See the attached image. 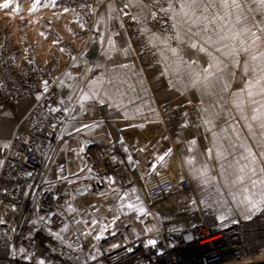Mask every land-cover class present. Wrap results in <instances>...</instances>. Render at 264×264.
<instances>
[{
    "label": "crops",
    "instance_id": "crops-1",
    "mask_svg": "<svg viewBox=\"0 0 264 264\" xmlns=\"http://www.w3.org/2000/svg\"><path fill=\"white\" fill-rule=\"evenodd\" d=\"M118 1L104 0L96 26L100 36L91 38L86 46H84L85 31L83 29L85 28L82 21L74 19L63 7L54 2L28 0L27 9L22 12L26 16L23 17L22 23L26 25L17 31L20 61L45 65L53 72H61L79 53L75 62L76 67L67 69L58 83L62 97L70 110L62 122L53 149L64 152L66 155L69 153V157L74 155L75 163H89L94 167L96 177L111 175L106 162L101 158V150L95 146L89 148L84 144L83 141L89 138L105 139L110 149L117 152L118 158L126 155L130 148L136 147L144 149L141 150L144 153L149 150L150 159L151 157L158 159L160 156L164 158L170 154L171 163H163V165L168 166L176 178L188 179L192 186L187 195L179 198L185 201L192 199L202 208L212 211L219 217L244 218L242 208L245 197L258 201L264 195V189L262 193L259 191L260 177L264 178V126H262L264 117L252 119V107L251 110H228V105L238 95V89H245L246 81H238L228 75V71H232L237 64H227L224 61L215 63L214 59L210 60L209 54L211 57L228 55L229 51L224 43L217 42L215 46H212L205 42L207 36H210L212 40L217 39L216 35L221 31L218 25L226 24L228 21H232L229 24H233L234 27L229 38L225 39H231L234 42L238 38L243 40L241 28H239L240 35H238V9L223 7L224 0H170L172 8L168 12L175 24V29L171 33H165L153 26L151 12L154 9L147 0H125L126 3L140 2L147 5L143 10L136 7L129 9L137 17L136 22L148 40L153 33L161 39L165 35L172 37L179 33V40L169 39L167 44L161 43L160 39H155L151 45L159 56V62L155 67L144 68L139 64L136 48L130 41L122 23ZM193 2L197 4L195 8H185L181 11V3ZM227 2L231 4V0ZM1 3L2 0H0ZM34 3H36V8L33 11L31 9L35 6ZM52 16L55 18L54 24L48 22V18ZM240 16L242 17L241 13ZM196 17H207L208 19L207 21L201 19L199 24L194 25L192 21ZM251 17L246 16L249 19ZM244 20L240 19V24ZM205 28L207 32L204 31ZM219 37H226V35H219ZM190 40L202 44L206 52L202 53L193 49L190 46ZM170 48H176L184 61H196L197 63L191 65L181 63L177 67L176 57L172 55ZM232 51H238V46L236 45ZM209 63L213 65L209 69L211 75L204 80L202 70L208 68ZM197 72L202 73L201 79L193 84L192 80ZM69 74L72 79H69ZM98 78H102L97 87L105 103L101 105L98 99L89 100L85 102V110L81 111L76 102L78 96L81 91L88 90L89 81ZM71 85H74L75 89L70 87ZM257 88L259 86L252 90L256 98V103L252 102V105L254 109L261 108L264 111V96L258 97ZM246 94V90L239 91L240 108L244 105V101L245 104H249ZM69 96L72 97L71 101L68 100ZM168 101L171 104H181L185 101L195 102L202 117L201 122H191L188 119L185 128L175 134V149L168 148L167 144L159 142L163 135L164 104ZM32 102V99H29L19 101L11 107L0 106V160L6 148L4 146L8 145L18 120ZM102 106L106 107L105 112L101 111ZM204 119L209 122L204 123ZM82 124H87L89 127L81 128ZM74 128L80 129L79 132L74 131ZM193 140L195 143H192ZM81 144L85 145V150L77 154ZM169 149H171L170 152ZM209 149H211L210 154ZM246 149L255 155L254 162ZM218 151L221 153L220 156L217 155ZM189 157L194 158L191 165L187 162ZM129 158L127 156L125 168L133 169L136 183L142 185L141 172L134 167L133 160ZM219 163L230 164L228 167L224 166L226 168L221 172L213 170V167L220 168ZM205 166L207 175L203 179L193 175V168L199 169ZM241 166H245L243 173L239 171ZM50 167L41 169L40 180L43 185L52 182L53 167L51 169ZM250 168H255V175L249 171ZM238 176H243L242 182L236 179ZM203 180H207V183ZM228 180L238 183L239 195L235 197V201L231 195H228L229 197L225 200H220L210 193L215 189L214 184ZM253 180L257 181L255 186L252 184ZM100 181L101 179H97V185H101L102 188L97 186L95 190L91 189L92 193L96 192V188L103 191L109 189L101 193V196H106L107 199L112 198L113 203L118 198H123L127 205L136 203L135 189L130 182L123 185L116 180L111 184L106 180ZM114 184L119 188L116 192L112 191ZM193 191L198 193H193ZM238 198L242 200L241 203H238ZM255 212L253 211L251 215ZM63 214L64 223L55 228L47 225L46 219L40 221L41 216L38 210L34 209L25 219L24 233L28 236L38 235L47 242L50 248L62 253L75 249L81 254L82 260L87 262L99 255L96 245L97 236L105 231L104 229L121 225L120 220L116 225L115 218L107 215L102 218L103 227L97 232L96 240H90L88 243L87 237L82 234L77 237L73 235L72 230L69 233L63 231L66 226L64 210ZM123 218L129 224L139 227L135 214L132 221L125 216Z\"/></svg>",
    "mask_w": 264,
    "mask_h": 264
},
{
    "label": "built area",
    "instance_id": "built-area-1",
    "mask_svg": "<svg viewBox=\"0 0 264 264\" xmlns=\"http://www.w3.org/2000/svg\"><path fill=\"white\" fill-rule=\"evenodd\" d=\"M41 1L54 2L67 9L74 19L82 21L84 46L91 38L100 36L96 26L104 0ZM147 1L156 13L153 22L172 30L169 17L160 11L169 0ZM124 3L125 0L118 1L122 23L136 48L139 64L149 68L155 60L153 48L136 20L132 19V11L123 9ZM125 11L128 15L124 14ZM48 22L54 23L55 18L50 17ZM78 56L79 53L61 72H53L45 65L20 61L18 47L11 35L0 34V106L33 101L18 120L1 159L0 220L4 223L0 224V264H38L40 259L45 264H244L264 260V205L251 215V219L220 220L194 200L179 198L189 193L190 181L176 178L168 166L158 163L154 157L150 159L149 150L143 154L136 147L128 152L134 167L141 172L140 187L134 179L133 169L125 168L126 157L121 155L122 158H118L105 139L95 137L84 140V144L101 150V158L114 180L123 185L130 182L134 186L135 218L139 227L122 217L119 227L107 228L99 235L96 240L99 255L87 262L75 249L62 253L50 248L38 235L24 233L25 219L36 207L47 225L57 228L64 223L62 187L43 185L40 174L44 158L54 148L62 122L67 117L63 111L67 105L58 83L67 69L76 67ZM42 80L49 82L47 93L43 92ZM37 95L40 99H36ZM52 107L60 110L50 111ZM101 111L105 112L106 107L102 106ZM197 115L198 107L194 103L166 104L163 134L166 136L178 130L184 117ZM92 183L89 186L93 187L95 183ZM81 186H85V182L82 181ZM89 186L85 187L88 189ZM150 228L154 230L147 231ZM149 238L157 239L158 244L147 246ZM10 245L16 251H12ZM21 248L25 255L31 256L30 261L22 259Z\"/></svg>",
    "mask_w": 264,
    "mask_h": 264
},
{
    "label": "rangeland",
    "instance_id": "rangeland-1",
    "mask_svg": "<svg viewBox=\"0 0 264 264\" xmlns=\"http://www.w3.org/2000/svg\"><path fill=\"white\" fill-rule=\"evenodd\" d=\"M27 2L28 0H7V5L5 6L4 0H2V3L0 4V34L4 33V34L11 35L13 42L15 43L17 47H18L17 31L26 25V23L24 24L22 23L23 17H26L25 15L22 14V12L26 11ZM169 2L170 0L165 5H163L162 8H165V9L168 8ZM238 3L241 4V7L238 8V17L240 19H245L242 24L238 22V35H240L239 28H241V32L243 34L244 39L240 40V38H238V40L235 42L231 39L229 40L225 39L221 41L218 40V36L219 35L222 36L224 34L226 35V38H229V34L233 30L234 25L229 24V23H232V21H228L226 24L218 25L221 31L217 33L216 35L217 39H214L213 41L224 43L225 47L228 48L229 52H232V49L236 48V45H237L238 53L239 52L241 53H239L238 56L226 55L224 57L222 56L214 57L215 63H220L224 61L227 64H232V65L237 64V67H235L232 71H228V75L232 79H237L238 81L245 80L246 82L249 79L264 80V71H262V69H264V55L258 54V53H264V32L259 31V29L256 26L257 21L264 19V15L261 14L262 9L259 6L258 0H238ZM163 13L166 15V17H169L171 21V25H172V30H168L164 28L163 26H160L159 24L154 23V22H153V26L160 29L161 31L165 33H171L175 29V27H173L174 23L168 11L166 13L165 12ZM240 13L242 14V17L240 16ZM246 16H250V17L252 16L253 18L251 17L249 19V18H246ZM228 20H232V19H228ZM83 31H85V29H83ZM252 31L257 32V35L260 36L259 41H255L253 39ZM145 38L147 40V43H149L148 42L149 40L147 39L146 36ZM241 41H243L242 44H241ZM149 44L153 48L151 43ZM212 46H215V44H212ZM153 52L155 55V60L153 62L154 64L151 67L153 66L155 67L159 62V56L154 48H153ZM253 57H255V59H253ZM236 59H238L239 61L238 63L234 62ZM238 64H239V68H238ZM240 64H242V66H240ZM245 65H247V68H248L247 73H245L244 71ZM257 89H258L257 90L258 97L260 98L264 96L260 94V87ZM239 91L240 89H238V95L236 99H233L232 103L228 105V110L238 111V110H251L252 108L254 109V105H252V101H256L255 94H253V98L248 96L249 104H245V101H244V105L242 106V108H240L241 104H239V99H238ZM188 102L194 103L197 105V103L195 102H192V101H188ZM185 103H187V101H185ZM166 104H171V103L170 101L165 102L164 106ZM11 106L13 105H10V107ZM188 119L191 122H195V121L201 122L202 117H201L199 108H198V115L196 117H190V118L184 117L183 123L180 126V128L171 134H168V135L166 134V136L168 137H166L163 134L159 142L160 143L163 142L167 144L168 148L175 149L176 142H175L174 136L178 131H181L185 128V126L187 125ZM140 150L143 151L144 149H140ZM142 151L141 153L144 154V152ZM68 154L66 155L64 152H59V150L56 151V149L51 150L47 154V156L44 158V161L42 163V168H41L42 170H44L45 168L48 169L50 166H52L53 167L52 173L54 176L52 177L53 178L52 182L48 185L54 186V187H62V192L64 194L65 202L61 206V210H64L66 213V220H65V223L67 226L66 232L69 233L72 230L73 235L77 237H80L82 234L85 237H87L86 239L88 240V243H89L90 240H96L95 237L98 234L97 232H99L103 227L102 218L106 217L107 215H109V217L111 216L112 218H115L116 225L119 224V220H120L119 217L125 216L127 217L129 221L130 220L132 221L133 215L135 214V211H136L137 201L136 203H132L134 204L133 207L129 208L127 204H125V201L123 200V198H118V200L115 199L113 203L112 198L107 199L106 196H103V195L101 196V193H105L109 189L108 190L106 189L105 191H103V190H99L98 188H96V192L92 193L91 192L92 185L89 186L90 183L94 182L95 184L93 186L97 187V179H96L94 167L90 165L89 163H75V156L72 155L71 157H69ZM169 155L165 156L163 160H160L158 158V159H155V161L157 160L158 163H162V164L163 163L169 164L171 163L169 159ZM124 156L127 158V156H129V153H126V155ZM229 164L230 163H219L220 168L216 169L213 167L212 169L221 172L224 170V168L228 167ZM52 167H50V169ZM89 169H91V171H89ZM58 177H62V179H58ZM263 180L264 178L262 179L260 177V181H263ZM82 181L85 182V186L86 185L89 186L88 190L89 189L90 190L86 195L81 196L79 195L77 190L78 188L82 187L81 186ZM100 182H102V180ZM139 186L141 187V185ZM198 186H200V184ZM213 186L215 187V189L210 191V193L216 196L220 200H225L226 197H229L228 195H231V197H237L239 195L238 194V183H233V181L228 180L227 182L214 184ZM117 189L119 190L118 186L114 184V189H112V191L116 192ZM263 189H264V183H260L259 184L260 193H262ZM194 192L198 193L197 191H193V193ZM241 202L242 200L238 198V203H241ZM68 204L72 205L71 209L67 207ZM36 210H37V207H36ZM92 220H96L97 224L93 225Z\"/></svg>",
    "mask_w": 264,
    "mask_h": 264
},
{
    "label": "snow or ice",
    "instance_id": "snow-or-ice-1",
    "mask_svg": "<svg viewBox=\"0 0 264 264\" xmlns=\"http://www.w3.org/2000/svg\"><path fill=\"white\" fill-rule=\"evenodd\" d=\"M38 2V0H37ZM259 2V6L260 8L262 9V15H264V0H258ZM4 4L5 6L7 5V0H4ZM33 5H35L34 7H32L31 10H35L36 8V3H34ZM197 4H195L194 2L193 3H188V4H185V3H181L180 4V9L181 11H183L185 8H195ZM223 7L227 8V7H232V8H240L241 7V4L237 3V0H231V4H229L227 2V0H224V3L222 4ZM131 7H136L140 10H143L144 8L147 7V5L143 4V3H140V2H135V3H124L123 4V9L126 10V9H129ZM172 8V4L171 2H169L168 4V8H161L160 11L162 12H167L169 11L170 9ZM251 10V9H250ZM65 11H67V9H65ZM125 15H128V12L125 11L124 12ZM156 13L153 11L151 12V16L152 17H155ZM132 19L135 21L137 19V17L133 16ZM201 19H203L204 21H207V17H196V19H194L192 21V23L194 25H197L199 24V22L201 21ZM240 21V18L237 17V22ZM256 26L257 28L259 29V31L261 32H264V19H261L259 21L256 22ZM173 27H175V24L173 25ZM191 31V29H189ZM205 32H207V28L204 29ZM252 36H253V39L255 41H259L260 40V36L257 35V32L255 31H252ZM179 33H176L174 36L172 37H169L167 35H165L162 39L159 38V37H156V34L153 33L150 35L149 37V43H153V41L155 39H160V42L163 43V44H167L168 43V40L169 39H176V40H179ZM226 37H219L218 40H223L225 39ZM205 42L208 43V44H215L217 43L218 41H213L211 39L210 36H207L205 37ZM190 43V46L193 48V49H197L199 52H206V49L205 47L202 45V44H199L197 41H193V40H190L189 41ZM243 43V41H241V44ZM114 47V45H113ZM246 50V49H245ZM170 51L172 53V55L174 57H176V65L177 67H179V65L181 63H186V64H195L197 63L196 61H184L182 59V57L180 56V54L178 53L177 49L176 48H170ZM217 51H219V49H217ZM238 51H232V52H229L228 55H232V56H238ZM259 55H264V53H258ZM209 58L210 60H213L215 59L214 57H211V55L209 54ZM253 59H255V57H253ZM235 63H238V59H236L234 61ZM212 63H209L208 65V68H204L202 70L203 72V79L204 80H207L208 79V76L211 75V73L209 72V69L212 67ZM124 67H127L126 65H124ZM244 71L245 73L248 72V68H247V65L244 66ZM262 71H264V69H262ZM201 75L202 73L201 72H197L195 73L194 75V79L192 80V83L195 84L197 83L200 79H201ZM69 79H72L71 75L69 74ZM102 81V78H98L97 80H93V81H89V87H88V90L87 91H81V94L78 96L76 102L79 104V108L81 111H84L85 110V102L89 101V100H97L98 99V102L103 105L105 103V99L100 97L99 95V88L97 87V85H99ZM42 85H43V92L47 93L49 91V88H48V81L47 80H42L41 81ZM61 84H63V81H61ZM2 86V85H0ZM257 86L260 87V94L264 95V80H261V79H249L247 82H246V86H245V89H241L240 92H244L245 90H247V95L249 97H252L253 96V89L256 88ZM70 87H73V89H75V86L74 85H71ZM227 87V85L225 86ZM36 99H40V96L37 95ZM109 99H111V97H109ZM68 100L71 101L72 100V97L69 96L68 97ZM63 102V101H62ZM253 103H256L255 101H252ZM60 109L59 108H56V107H52L50 109V111H59ZM69 107H64L63 108V111L65 113H68L69 112ZM262 117H264V111H262L261 108H255L253 109V116H252V119L256 120V119H261ZM74 119V117H73ZM209 121L207 119H204V123H208ZM264 126V125H262ZM89 125L87 124H82L81 125V128H88ZM74 131H77L79 132L80 129H73ZM192 143H195V141L193 140ZM4 147H8V145H5ZM85 150V145L84 144H81L79 146V149H78V152L77 154L83 152ZM74 151H77V150H74ZM169 152L171 151V149L168 150ZM189 151H191V149H189ZM246 151H249L248 149H246ZM209 154L211 153V149L208 150ZM217 155L220 156L221 153L218 151L217 152ZM249 156L252 157L253 159V162L255 161V155L249 151ZM243 158V157H242ZM130 159V158H129ZM160 160H163V156H160L159 157ZM193 159L192 157H189L187 162L191 165L193 163ZM0 164H3V161L0 160ZM244 167L245 166H241L239 171L241 173H243L244 171ZM155 169V165L153 164V170ZM82 171V170H81ZM89 171H91V169H89ZM193 171V175H197L199 177H201V179H203L206 175H207V168L206 166L203 167V168H199V169H196V168H193L192 169ZM249 171L252 172L253 175L256 174V171H255V168H250ZM28 175H30V173H28ZM58 179H62V177H58ZM96 179H101V180H106L109 184L111 183H114V177L112 176H105V177H96ZM238 181H243V176H238L236 178ZM204 183H207V180H203ZM257 183V181L253 180L252 181V184L253 186H255ZM260 183H264V181H260ZM6 191V189L4 190ZM245 191L247 192V189H245ZM233 200L235 201V197H233ZM261 205H264V195L261 196V198L257 201L251 197H245V201H244V207L242 208V213L244 214V218L245 219H251V213L253 211H258L260 210V207ZM129 208L133 207V205L131 203H129L127 205ZM67 207L69 209L72 208V205L71 204H68ZM13 208H15V206L13 205ZM141 212H143L144 210L141 208L140 209ZM45 218L44 217H40L39 220L40 221H43ZM220 220H224L225 217L224 216H220L219 217ZM4 221L3 220H0V224H3ZM33 223H35V221H33ZM92 224L93 225H96L97 224V221L96 220H92ZM106 230V229H104ZM154 229H147V231L151 232L153 231ZM63 231H67V226L64 227ZM2 235V234H0ZM58 235V234H57ZM97 238H100L99 236H97ZM62 239V237H61ZM158 244V240L155 239V238H149L146 240V245L147 246H151V247H155L156 245ZM70 246V245H69ZM112 247H119V245H112ZM10 248L12 251H16L15 247L10 245ZM128 251H131V249L129 248ZM19 252L22 254V259L26 262L30 261L31 260V256L30 255H25L24 252L25 250L23 248L19 249ZM160 254H163V250H160ZM93 259H95V257H92ZM38 264H45V261L43 259H40L38 261Z\"/></svg>",
    "mask_w": 264,
    "mask_h": 264
},
{
    "label": "water",
    "instance_id": "water-1",
    "mask_svg": "<svg viewBox=\"0 0 264 264\" xmlns=\"http://www.w3.org/2000/svg\"><path fill=\"white\" fill-rule=\"evenodd\" d=\"M99 188H102L101 185H97ZM92 190H95V186L92 187ZM77 192L79 194H84L88 192V189L85 186L80 187ZM244 264H264V260H259V261H254V262H249V263H244Z\"/></svg>",
    "mask_w": 264,
    "mask_h": 264
}]
</instances>
